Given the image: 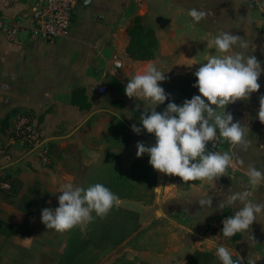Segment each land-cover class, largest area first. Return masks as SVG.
Returning <instances> with one entry per match:
<instances>
[{
    "label": "crops",
    "instance_id": "crops-1",
    "mask_svg": "<svg viewBox=\"0 0 264 264\" xmlns=\"http://www.w3.org/2000/svg\"><path fill=\"white\" fill-rule=\"evenodd\" d=\"M36 1L0 0V14L8 19L35 16ZM191 8L205 11L206 17L193 23L187 14ZM137 17L156 41L147 59L129 54L128 30ZM220 31L245 38L248 54L261 62L259 92L226 107L233 122L240 121L249 129L248 150L232 148L243 166L229 169L228 176L214 183H179L157 172L149 203L120 199L119 207L138 215V229L103 264L117 259L133 264H221L216 255L221 244L238 253L242 264H264V216L258 217L249 232L229 241L208 227L211 218L229 217L236 211L220 209L219 203L229 191L247 186V165L264 169V123L257 115L259 98L264 95V10L250 7L248 0H77L66 38L46 41L24 35L10 41L0 33V144L11 157L10 161L0 157V174H8L16 186L12 204L0 200V219L14 227L11 236H0L2 260L26 251L33 258L30 264H41L42 256L62 254L66 244L53 251L56 247L50 241L66 240L68 235L48 230L41 222L43 209L59 206L60 186L70 182L88 187L92 180L113 174L103 165L110 157L118 162L116 174H125L135 162L150 159L147 154L137 158L136 145L155 144V135L140 123L145 105H151L143 97L125 94L128 79L149 62L155 63L166 76L162 88L171 82L180 85L173 96L182 105L200 95L193 87L194 73L208 55L216 54L207 45ZM116 61L121 63L119 68L114 66ZM189 92L191 98H185ZM167 104L155 110L162 113ZM22 113L31 117L48 142L51 164L47 167H41L30 153L7 144L6 134ZM133 124L142 129L140 134L132 131ZM230 147L225 142L219 151ZM205 195L213 197L212 208L201 209L198 201ZM254 199L264 203V185L254 190Z\"/></svg>",
    "mask_w": 264,
    "mask_h": 264
},
{
    "label": "clouds",
    "instance_id": "clouds-1",
    "mask_svg": "<svg viewBox=\"0 0 264 264\" xmlns=\"http://www.w3.org/2000/svg\"><path fill=\"white\" fill-rule=\"evenodd\" d=\"M192 22L198 24L207 13L197 8L188 10ZM208 48H215L216 54L206 57L194 73L200 95L185 100L182 105L167 104L160 113L156 106L169 99V94L160 86L166 78L155 63L149 62L145 69L135 74L125 88L129 98L143 97L151 106L144 107L140 116L142 129L155 135V144L146 146L138 142L137 158L147 154L149 164L158 173L179 177L184 183L207 181L214 183L236 165L243 166L232 148L247 151L251 145L249 129L240 121L233 122V115L226 112L229 104L247 101L253 93L259 92L261 62L249 55V42L230 31L218 32ZM258 119L264 123V95L259 98ZM132 131L140 134L142 129L135 124ZM217 140L227 142L231 147L225 151H209L206 146ZM247 186L242 191H229L219 208L236 209L233 215L223 220L222 235L232 238L247 233L250 226L264 216V203L254 199V190L264 185V169L249 164L244 169ZM59 206L41 211V222L49 230L67 232L78 226H86L95 217H106L120 204V198L101 183L88 187L64 183L60 186ZM213 197L205 195L198 203L201 209L212 208ZM95 213V217L93 216ZM216 255L221 264H242L238 253L224 245H217ZM235 255V259L233 258Z\"/></svg>",
    "mask_w": 264,
    "mask_h": 264
},
{
    "label": "trees",
    "instance_id": "trees-1",
    "mask_svg": "<svg viewBox=\"0 0 264 264\" xmlns=\"http://www.w3.org/2000/svg\"><path fill=\"white\" fill-rule=\"evenodd\" d=\"M248 2L251 7L250 0H248ZM141 21L142 20L140 17L135 18L128 30V34L131 38L129 54L133 57L135 54H137V58L147 59L153 55L156 41L153 33L148 29L146 30L143 27ZM189 90L192 89L189 88ZM191 95L192 93L189 92L188 94L184 95V97L190 99ZM168 100H166L165 103L174 102L177 104L179 101L178 98H172V96H169ZM140 168V164L135 162L130 169L136 171ZM125 174L113 173L110 174L107 179L99 181L98 183H101L105 187L109 188L120 199H132L149 203L153 199V188L151 191V198H149L147 201H144L140 197L134 195L131 188L129 189L125 185L128 180V177ZM155 174L157 173L155 172ZM121 176L125 177L121 178ZM171 177L173 179L179 178L175 176ZM4 181H9L10 183V188L8 190H5L1 187V184ZM155 181L156 175L153 182ZM14 182L15 181L8 174H5L3 178L0 179V200L2 202L12 204V199L16 196V186ZM116 214H123L125 216V219L122 221L123 223L120 226L117 225L116 227V225L111 220L109 223H105V218H114V215ZM213 218L209 220L208 227ZM98 220L99 221L94 220L93 222L87 224L86 228L83 230H81L79 227H76L72 234L68 236L64 251L61 255H59L55 264H81L80 259L90 250L104 251L111 248H119L122 243L138 229V215L133 211L121 208L119 206L114 207L106 217H98ZM13 231L14 227L12 225L7 224L0 219V236L9 237ZM116 231H119L121 235L116 237Z\"/></svg>",
    "mask_w": 264,
    "mask_h": 264
},
{
    "label": "built area",
    "instance_id": "built-area-1",
    "mask_svg": "<svg viewBox=\"0 0 264 264\" xmlns=\"http://www.w3.org/2000/svg\"><path fill=\"white\" fill-rule=\"evenodd\" d=\"M250 3L252 8L264 10V0H250ZM76 4L77 0H37L33 8L35 16L8 19L0 14V33L10 41H16L24 35L39 37L46 41L66 38L69 35ZM114 66L119 68L121 63L116 61ZM99 91L103 92L104 89ZM6 141L10 146H17L24 152L30 153L41 167L51 164L48 142L41 136L28 114L22 113L15 117L6 134ZM212 143L214 147L211 143L206 146L209 151H219L225 142L217 140ZM0 157L7 161L11 160L2 144H0ZM3 176L4 174H0V179ZM175 181L182 182L180 178H176ZM1 187L8 190L9 181H4ZM226 218L228 217L222 214L214 217L209 225V231L229 241L231 238H225L222 235L223 220Z\"/></svg>",
    "mask_w": 264,
    "mask_h": 264
},
{
    "label": "rangeland",
    "instance_id": "rangeland-1",
    "mask_svg": "<svg viewBox=\"0 0 264 264\" xmlns=\"http://www.w3.org/2000/svg\"><path fill=\"white\" fill-rule=\"evenodd\" d=\"M179 87H180V85H176L174 82H171V83L165 84V87L163 89L165 90L166 94H169V96H172V98H173L174 97L173 95H177V94H174V92L176 90L175 88H179ZM113 139H115V138L112 137L111 140H113ZM137 162L140 164L141 168L139 170H136V171L130 169L128 172H126L125 175L128 177V180H127L125 185L129 189L131 188L134 195L140 197L144 201H147V200H149V198H151V191H152V188L154 187V184H155V182H153V181H154L155 175H156L155 172L157 173V171H155L151 167V165L149 164V161L139 160ZM103 165L106 167V169H109V173L110 172L112 173V171H114V172L120 171L118 168V162L115 159V157H112V158L110 157L108 159H105ZM108 176L109 175L101 177L97 181L92 180L91 185L98 183L99 181H103V180L107 179ZM124 177L125 176H121V178H124ZM85 188H86V185H85ZM93 214H94L93 216L95 217V213H93ZM124 219H125V216L123 214H116V215H114V218L107 217L104 219V221H106L105 223H109V221L111 220L117 227V225L120 226L123 223L122 221ZM94 220L99 221L98 217H95ZM75 229L76 228H74L70 231H67L66 234L68 236H70ZM119 235H121V233L119 231H116L115 236L117 237ZM67 240L68 239H66V240H51L50 242L52 243V246L56 247L55 250H53V251H58L63 244H66ZM121 248H122V246H120L119 248L116 247V248H111V249H107L104 251L90 250L85 255H83V257L80 259V263L81 264H103V262H105L106 260H109L110 256L114 252L117 254L118 251L121 250ZM58 257H59L58 254L49 255V256H42L40 262H41V264H55L58 260ZM31 260H33V258L31 256H29V254L26 251L19 256L18 255L17 256H5L3 260H2V257L0 256V264H30ZM112 264H133V263L117 259V260H113Z\"/></svg>",
    "mask_w": 264,
    "mask_h": 264
}]
</instances>
